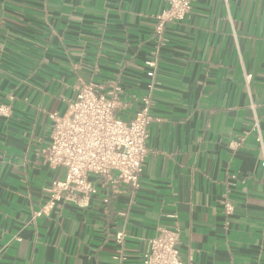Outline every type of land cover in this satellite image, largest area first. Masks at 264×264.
I'll return each instance as SVG.
<instances>
[{"label": "crops", "instance_id": "obj_1", "mask_svg": "<svg viewBox=\"0 0 264 264\" xmlns=\"http://www.w3.org/2000/svg\"><path fill=\"white\" fill-rule=\"evenodd\" d=\"M167 6L0 0V264H143L160 228L177 230L190 264H264V0H196L164 26L136 192L90 176L95 194L32 218L64 173L42 155L50 114L92 83L118 85L115 114L130 120L148 93L155 16Z\"/></svg>", "mask_w": 264, "mask_h": 264}, {"label": "built area", "instance_id": "obj_2", "mask_svg": "<svg viewBox=\"0 0 264 264\" xmlns=\"http://www.w3.org/2000/svg\"><path fill=\"white\" fill-rule=\"evenodd\" d=\"M167 1L165 11L155 16L156 46L151 53V60L146 62L150 68L148 93L141 97L140 106L130 120L124 121L115 114L121 92L118 85H111L104 90L92 83L77 87L75 97L66 101V110L62 115L56 112L50 114L53 126L49 144L42 155L49 167L64 173L62 178L52 180L45 188L48 199L44 207L33 214V219L41 213H47L57 202L74 201L76 196L95 194L96 188L90 176L102 181L103 185L110 184L114 193L122 192L120 186H128L132 192L139 189L148 156L147 130L154 120L150 109L153 104L152 93L157 88L154 79L158 51L165 42L164 26L183 20L196 0ZM243 76L246 82L251 79V74L243 72ZM0 115H7L4 106H0ZM254 128L256 142L262 149L257 121L254 122ZM222 208L225 215L233 212V205L226 199ZM121 237V234L117 235L118 241ZM177 239V230L160 228L158 234L147 242L143 264H190L181 260L176 248Z\"/></svg>", "mask_w": 264, "mask_h": 264}]
</instances>
